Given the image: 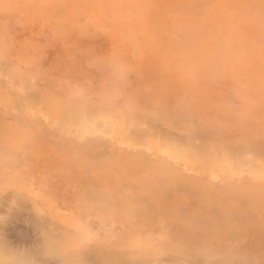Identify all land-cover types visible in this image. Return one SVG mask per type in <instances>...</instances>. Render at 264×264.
<instances>
[{
    "label": "rangeland",
    "instance_id": "1",
    "mask_svg": "<svg viewBox=\"0 0 264 264\" xmlns=\"http://www.w3.org/2000/svg\"><path fill=\"white\" fill-rule=\"evenodd\" d=\"M263 5L0 0V153L19 156L0 167V239L13 251L0 264L31 251L32 264H264ZM87 107L106 118L73 120ZM165 139L175 145L163 152ZM175 180L201 189L178 196ZM89 189L115 194L120 208L101 212ZM137 198L152 203L136 206L149 220L126 213ZM185 207L205 223L178 218Z\"/></svg>",
    "mask_w": 264,
    "mask_h": 264
},
{
    "label": "bare ground",
    "instance_id": "2",
    "mask_svg": "<svg viewBox=\"0 0 264 264\" xmlns=\"http://www.w3.org/2000/svg\"><path fill=\"white\" fill-rule=\"evenodd\" d=\"M124 1H125V0H124ZM263 6H264V5H263ZM262 9H264V8H262ZM201 10H202V9H201ZM203 12H204V11H203ZM202 16H203V15H202ZM205 16H206V15H205ZM206 19H207V18H206ZM225 19H226V18H225ZM227 19H228V18H227ZM197 21H198V20H197ZM220 27H221V26H220ZM260 27H261V26H260ZM188 31H189V29H188ZM173 36H174V35H173ZM256 36H257V35H256ZM186 38H188V37H186ZM249 38H250V37H249ZM232 40H233V39H232ZM259 40H260V39H259ZM262 41H263V40H262ZM181 44H182V43H181ZM183 46H184V45H183ZM245 46L247 47V45H245ZM190 47H191V46H190ZM161 48H162V47H161ZM162 49H163V48H162ZM163 50H164V49H163ZM222 51H223V50H222ZM232 59H233V58H232ZM234 61H235V60H234ZM2 72H3V71H2ZM0 79H2V78H0ZM28 81H30V80H28ZM31 81H32V80H31ZM31 83H34V82H31ZM28 86H29V85L27 84V88H28ZM15 87H16V86H15ZM25 87H26V85H25ZM35 88H36V87H35ZM12 89H13V88H12ZM29 89H30V88H29ZM29 89H28V90H29ZM36 89H37V88H36ZM28 90H27V93H28ZM30 90H31V89H30ZM23 91H24V90H23ZM25 92H26V89H25ZM35 92H36V91H35ZM37 92H38V91H37ZM54 92H55V91H54ZM54 92H53V93H54ZM27 93H26V94H27ZM39 93H41V92H38V94H39ZM56 93H57V92H56ZM35 95H36V96H35ZM35 95H33L32 98H34V100H35V99H39V98L37 97L38 95H37V94H35ZM13 96H14V95H13ZM13 96H12V97H13ZM24 96H25V95H24ZM24 96H23V97H24ZM48 96H49V95H48ZM60 96H61V95H60ZM60 96H57L58 98H56V100L58 99L57 102H58L59 104H58L57 106H59V107H60V106H63V104H65L66 101H67L66 99H64V98H62V97H60ZM35 97H37V98H35ZM51 97H52V93H51V95H50V97H49L48 99L51 100V99H52ZM54 97H55V95L53 96V98H54ZM30 98H31V97H30ZM50 98H51V99H50ZM11 100H12V99H11ZM18 100H19V99H18ZM25 100H26V99H25ZM56 100H55V101H56ZM65 100H66V101H65ZM12 101H13V100H12ZM12 101H11V102H12ZM22 101H23V100H22ZM35 101H36V100H35ZM37 101H38V100H37ZM18 102H19V101H18ZM49 102H50V101H49ZM68 102H69V101H67V103H68ZM24 103H25V102H24ZM37 103H38V102H37ZM39 103H40V102H39ZM30 104H31V103H30ZM81 104H82V103H81ZM55 105H56V103H55ZM55 105H54V106H55ZM30 106H31V105H30ZM57 106H55V108H56ZM75 106H77V105H75ZM82 106H83V105H82ZM89 106H90V105H89ZM25 107H26V105H25ZM33 107H34V106H33ZM33 107H32V108H33ZM42 107H43V106H42ZM44 107L46 108L45 104H44ZM73 107H74V106H73ZM30 108H31V107H30ZM63 108H64V107H63ZM78 108H79V107H78ZM87 108H88V107H87ZM87 108H84V110H87ZM52 109H53V108H52ZM66 109H67V108H65V110H63V112H62V111H61V112L64 114V111H65V112H66L65 114H68V112H70V109H71V108H69L68 111H67ZM104 109H105V108H104ZM76 110H77V109H76ZM76 110H75V112H76L75 114H76V115L74 114L75 116H73V114H69V115L73 116L72 118L78 116L79 113L84 114V115H85V118H87L86 115L92 113V114H90V116H93L94 118H93V117H92V118H93V120H94V119H95V115L98 116V115L101 114L100 112H99V114L96 113L97 111L95 112V110L92 111V112H89V110H91L90 108H88V112H89V113H88L87 111H86V112L82 111V110H83L82 108H81V111H82V112H80V110H79V111H76ZM57 112H58V110H57ZM59 112H60V111H59ZM59 112H58V113H59ZM78 112H79V113H78ZM83 112H84V113H83ZM72 113H73V111H72ZM85 113H87V114H85ZM94 113H96V114H94ZM54 115H55V114H54ZM57 115H61V114H57ZM79 115H80V114H79ZM80 116H81V115H80ZM88 116H89V115H88ZM101 116H102V118H104V119L106 118L105 115L103 116V115L101 114L100 117H101ZM130 116H131V115H130ZM54 117H55V116H54ZM60 117H61V116H59V119H60ZM65 117H66V115H65ZM135 117H138V116L135 115ZM19 118H20V117H19ZM67 118H68V117H67ZM83 118H84V117H83ZM59 119H57V121H58ZM75 119H76V121H77V117L74 118L73 120H75ZM104 119H103V121H104ZM18 120H19V119H18ZM20 120H21V119H20ZM97 120H98V119H97ZM111 120H113V119H111ZM115 120H116V118H115ZM103 121H102V122H103ZM106 121H107V120H106ZM59 122L62 123L61 120H59ZM83 122H84V120H83ZM95 122H96V121H95ZM95 122H94V123H95ZM124 122H125V121H124ZM129 122H130V121H129ZM57 123H58V122H57ZM86 123H88V121H87ZM92 123H93V122H92ZM98 123H99V122H98ZM110 123H111V122H110ZM136 123H137V122H136ZM140 123H141V122H140ZM17 124H18V123H17ZM31 124H32V123H30V125H31ZM33 124H34V123H33ZM89 124H90V123H89ZM118 124H119V123H118ZM130 124H131V123H130ZM132 124H134V123H132ZM0 125H2V124H0ZM25 125H26V124H25ZM77 125H78V124H77ZM83 125H84V124H83ZM86 125H87V124H86ZM94 125H96V124H94ZM120 125H121V124H119V127H120ZM123 125H128V123L125 122ZM141 125H142V124H141ZM56 126H58V125L56 124ZM60 126H61V125H60ZM81 126H82V125H81ZM128 126H129V125H128ZM61 127H62V126H61ZM70 127L72 128V126H70ZM123 127H124V126H123ZM126 127H127V126H126ZM126 127H125V128H126ZM18 128H19V127H18ZM29 128H30V127H29ZM109 128H110V127H109ZM109 128H108V129H109ZM127 128H128V127H127ZM142 128H143V127H142ZM145 128H146V126H145ZM59 129H60V128H59ZM88 129H89V128H88ZM146 129H147V128H146ZM89 130H90V129H89ZM94 130H95V129H94ZM105 131H106V130H105ZM139 131H140V129H139ZM155 131H156V130H155ZM0 132H1V130H0ZM83 132H85V131H83ZM108 132H109V131H108ZM108 132H107V133H108ZM127 132H128V131H127ZM135 133H137V132H135ZM140 133H141V132H140ZM18 135L20 136V134H18ZM150 135H151V134H150ZM150 135H149V136H150ZM9 136H10V135H9ZM9 136H8V137H9ZM14 136H15V135H14ZM111 136H112V135H111ZM126 136H127V135H126ZM146 136H147V135H146ZM27 137H28V136H27ZM11 138H12V137H11ZM17 138H18V137H17ZM23 138H24V137H23ZM28 138H29V137H28ZM189 138H190V137H189ZM20 139H21V137H20ZM122 139H123V137H122ZM166 139H168V138H166ZM166 139L163 140V142H164V141H167V142H165L164 145L161 144L162 147H165L166 149H162V148H161L160 151L165 152V150H170V149H171V148H170V149H167L168 146L172 147V145H170V144H174V145H175V143L172 142V140L168 141L169 139H168V140H166ZM186 139H187V138H186ZM194 139H195V138H194ZM24 140H25V141H31V140H28V139L26 140L25 138H24ZM152 140H153V139H152ZM161 140H162V139H161ZM191 140H192V139H191ZM134 141H135V140H134ZM141 141H142V140H141ZM141 141H139V143H140ZM153 141H154V140H153ZM155 141H156V140H155ZM156 142H159V140L156 141ZM156 142H155V143H156ZM160 142H161V141H160ZM160 142H159V143H160ZM168 142H169V143H168ZM171 142H172V143H171ZM186 142H188V141H186ZM186 142H185V144H186ZM99 143H100V142H99ZM128 143H132V142L130 141V142H128ZM135 143H136V142H135ZM159 143H158V144H159ZM181 143H182V142H181ZM181 143H180V144H181ZM18 144H19V143H18ZM33 144H34V143H33ZM126 144H127V143H126ZM166 144H167V145H166ZM180 144H179V145H180ZM22 145H23V143H22ZM26 145H27V144L25 143V146H26ZM64 145H65V144H64ZM133 145L135 146V144H133ZM139 145H140V144H139ZM139 145H136V147H138ZM141 145H142V143H141ZM176 145H177V144H176ZM181 145H182V144H181ZM188 145H189V144H188ZM188 145H187V146H188ZM23 146H24V145H23ZM30 146H31V145H30ZM33 146H34V145H33ZM78 146H79V145H78ZM87 146H88V145H87ZM142 146H143V145H142ZM166 146H167V147H166ZM192 146H193V145H192ZM20 147H21V146H20ZM26 147H28V146H26ZM62 147H64V146H62ZM90 147H91V146H90ZM95 147H96V146H95ZM130 147H131V146H130ZM145 147H147V145H146ZM173 147H174V146H173ZM190 147H191V146H190ZM0 148H1V147H0ZM28 148H29V147H28ZM139 148H140V146H139ZM143 148H144V147H143ZM194 148H195V147H194ZM198 148H200V147H198ZM198 148H197V149H198ZM133 149H134V148H133ZM181 149H182V147H181ZM188 149H189V147H188ZM202 149H203V147H202ZM0 150H2V148H1ZM6 150L9 151V152H6V153H7L6 155H9V153H10V155H14V157H15V156L17 155V153H18V152L16 151L17 153L14 154L15 151H14L11 147L5 149V151H6ZM139 150H140V149H139ZM172 150H173V148H172ZM184 150H185V147H184ZM195 150H196V149H195ZM200 150H201V149H200ZM5 151H4V152H5ZM84 151H85V149H84ZM128 151H129V150H128ZM180 151H181V150H180ZM187 151H188V152H189V151L191 152L192 150H187ZM4 152H3V153H4ZM133 152H135V151L133 150ZM175 152H177V151H175ZM188 152H187V153H188ZM192 152H193V151H192ZM195 152H197V151H195ZM195 152H194V154H195ZM204 152H205V151H204ZM3 153H0V154L3 155ZM179 153H180V152H179ZM184 153H185V152H184ZM200 153H201V152H200ZM224 153H225V152H224ZM245 153H246V152H245ZM99 154H100V153H99ZM125 154H126V153H125ZM138 154H140V153L138 152L137 155H138ZM177 154H178V153H177ZM190 154H191V153H190ZM190 154H189V155H190ZM194 154H193V155H194ZM219 154H220V153H219ZM247 154H248V153H247ZM28 155H29V154H27V157H28ZM135 155H136V154H135ZM135 155H134V156H135ZM166 155H167V154H166ZM178 155H179V154H178ZM178 155H177V156H178ZM198 155H199V153H198L196 156H198ZM200 155H203V151H202V154H200ZM17 156H18V155H17ZM17 156H16V158L13 159V160H9L8 158H7V159H3L2 157H0V167H1V168H4V166L6 167V165H8V167H9V166H11L12 164L14 165V163H15V165H14L13 167H15V166H16V161H18V160H17ZM98 156H99V155H98ZM100 156H101V154H100ZM100 156H99V157H100ZM175 156H176V155H175ZM175 156H173V157H175ZM177 156H176V157H177ZM184 156H185V155H184ZM216 156H217V155H216ZM221 156H222V155H221ZM14 157L12 156V158H14ZM18 157H19V156H18ZM29 157H30V156H29ZM93 157H94V156H93ZM173 157H172V158H173ZM185 157H186V156H185ZM185 157H184V158H185ZM187 157H188V156H187ZM218 157H219V156H218ZM244 157H245V156H244ZM246 157H247V156H246ZM248 157H249V156H248ZM250 157H251V156H250ZM106 158H107V157H106ZM110 158H111V157H110ZM184 158H183V159H184ZM190 158H191V157H190ZM205 158H206V157H204V159H205ZM220 158H222V157H220ZM241 158H242V157H241ZM24 159H26V157H25ZM89 159H90V158H89ZM174 159H176V158H174ZM201 159H202V158H201ZM227 159H229V158L227 157ZM93 160H94V159H93ZM205 160H206V159H205ZM219 160H220V159H219ZM248 160H249V159H248ZM248 160H247V161H248ZM256 160H258V159H256ZM9 161H11V162H9ZM71 161H73V160H71ZM162 161H163V160H162ZM162 161H161V162H162ZM197 161H201V160H196L195 162H197ZM77 162H78V161H77ZM81 162H82V161H81ZM144 162H145V161H144ZM144 162H142L143 165H144ZM146 162H147V160H146ZM156 162H157V161H156ZM163 162H164V161H163ZM163 162H162V163H163ZM165 162H166V161H165ZM214 162H215V161H214ZM226 162H227V161H226ZM240 162H241V161H240ZM240 162H239V163H240ZM2 163H4V166H3ZM17 163H18V162H17ZM73 163H74V162H73ZM83 163H84V162H83ZM90 163H91V162H90ZM96 163H97V162H96ZM147 163H149V161H148ZM162 163H161V164H162ZM182 163H183V162H182ZM193 163H194V161H193ZM233 163H234V162H233ZM245 163H246V161H245ZM245 163H244V165H245ZM254 163H255V162H254ZM260 163H261V162H260ZM262 163H263V162H262ZM10 164H11V165H10ZM85 164H86V163H85ZM85 164H84V165H85ZM108 164H109V163H108ZM163 164L165 165V167H169V165L166 166L167 163H163ZM163 164H162V165H163ZM219 164H220V163H219ZM228 164H229V163H228ZM242 164H243V162H242ZM246 164H247V163H246ZM252 164H253V163H252ZM17 165H18V164H17ZM19 165H20V162H19ZM19 165H18V166H19ZM140 165H141V164H140ZM148 165H149V164H148ZM238 165H240V164H238ZM257 165H258V164H257ZM259 165H260V164H259ZM263 165H264V164H263ZM108 166H109V165H108ZM111 166H112V165H111ZM136 166H137V165H136ZM136 166H135V167H136ZM138 166H139V165H138ZM252 166H253V165H252ZM11 167H12V166H11ZM141 167H142V166H141ZM146 167H147V165H146ZM160 167H161V165H160ZM215 167H216V166H215ZM234 167H235V166H234ZM249 167H250V166H249ZM136 168H137V167H136ZM142 168H143V167H142ZM149 168H150V167H149ZM151 168H152V167H151ZM161 168H163V166H162ZM192 168H194V167H192ZM197 168H198V167H197ZM200 168H201V167H200ZM166 169L169 170V168H166ZM190 169H191V168H190ZM214 169H215V168H214ZM231 169H232V168H231ZM250 169H251V168H250ZM70 170H71V169H70ZM70 170H69V171H70ZM85 170H87V169H85ZM254 170H255V169H254ZM170 171H171V170H170ZM200 171H201V170H200ZM219 171H220V170H219ZM221 171H223V170H221ZM232 171H233V170H232ZM71 172H72V171H71ZM168 172H169V171H168ZM201 172H202V171H201ZM249 172H251V171H249ZM62 173H63V172H62ZM158 173H159V172H158ZM162 173H164V172H162ZM170 173H171V172H170ZM182 173H183V172H182ZM218 173H219V172H218ZM260 173H261V172H260ZM65 174H67V173H65ZM65 174H64V175H65ZM261 174H262V173H261ZM61 175H62V174H61ZM159 175H161V174L159 173ZM163 175H165V174H163ZM170 175H173V173H171ZM255 175H256V174H255ZM257 175H258V174H257ZM257 175H256V176H257ZM168 176H169V175H168ZM105 178H106V177H105ZM107 178H108V176H107ZM110 178H111V179H109V180L111 181V180H112V177H110ZM164 178H165V176H164L163 179H161V180H165ZM154 179L159 180V178H156V177H155ZM167 179H170V178H166V180H167ZM176 180H177V179H176ZM176 180H175V181H176ZM112 181H113V180H112ZM124 181H125V180H124ZM175 181H174L175 185L173 184V186L175 187V190H176V188H177V190L179 191V192H178V193H179L178 196H180V190H181V188H182V190H183L184 196H187V197H189V196H188V195H185V194H190V195H191V193L193 194L192 191H196V190H197L196 192L200 191V190H199V188H200L199 186H200V185L198 186V188L195 187V186H196V182H194V181H191V180H190V182H189V183L192 182V184H194V187H191V186H193V185H191V184H190V185L186 184V185L183 186V185L181 184L182 182L180 183L179 180H178L179 182H177V181L175 182ZM162 182H164V181H162ZM126 183H127V182H126ZM184 183H185V182H184ZM184 183H183V184H184ZM131 184H134L133 186H135V183H132V182H129V184H127V185H125V186H130ZM136 184H137V182H136ZM176 184H178V185L180 184V185L178 186V185H176ZM123 185H124V184H123ZM181 185H182L183 187H182ZM89 186H90V185H89ZM133 186L131 185L130 188H131V187L133 188ZM173 186H170V185H169V189H168L167 187H165V188L163 187L162 189H165V192H166L165 194L168 195L167 192H168V191H169V192H170V191L172 192L171 189H173ZM176 186H178V187H176ZM189 186H190V188H195V189L191 191V190H189ZM92 187H93V186H92ZM135 187L140 188V187L138 186V184H137ZM150 187H151V186H150ZM186 187H188V188H186ZM185 188H186V191L184 192ZM91 189H94V187L91 188ZM91 189H89L88 191L86 190L87 193H86V195L84 194L85 196H84V195H83V196L85 197V199H86L87 201H89L90 203H92L93 205H95L94 207L98 208V210H100L101 212H103V213H109L110 211H112V210H114V209H116V208H120L121 205H117V203L120 204V202H119L118 199H115V198H117V197L115 196V194L111 196L110 193H108L109 191H106L107 193H106V192H103V191H99V192H103V193H99V192L97 193L96 190H95V192H94V190H93V191H90ZM133 189H134V188H133ZM135 189H136V188H135ZM146 189H147V188H146ZM149 189H151V188H148L147 190H149ZM179 189H180V190H179ZM200 189H201V188H200ZM152 190H153V189H152ZM166 190H167V191H166ZM182 190H181V191H182ZM153 191H154V190H153ZM173 191H174V189H173ZM188 191H189V192H188ZM190 191H191V192H190ZM171 192H170V193H171ZM161 193H162V191H161ZM171 194H172V196H175V195H173V193H171ZM17 195H19V194H17ZM162 195H164V194H162ZM167 195H164V196L167 197ZM169 195H170V194H169ZM169 195H168V196H169ZM176 195H177V194H176ZM20 196H21V197H24V196H22L21 194H20ZM114 196H115V197H114ZM178 196H177V197H178ZM191 196H192V195H191ZM194 196H195V195H194ZM113 197H114V198H113ZM140 197H141V196H140ZM146 197H147V196H146ZM146 197L144 196V197H142V198L145 199ZM206 197H207V196H206ZM191 198H192V197H191ZM20 199H21V198H20ZM22 199H23V198H22ZM25 199H26V196H25ZM133 199L136 200L135 198H133ZM143 199H142L141 201L138 202L139 199L137 198V201H135L134 203H133V201H134V200H133V201L131 202V204H129L130 207L127 206V207H128V212L126 211V213L128 214V213L130 212V214L133 215V216H134V214H135V215L138 214L137 216H140V215L142 214V216H144L146 219L148 218V220H149V217H148L149 215H148L147 213L144 214L143 212H145V211L142 212L143 208H137V207H136L138 204H141V203L144 204V201H145V200H143ZM146 199H149V197L146 198ZM162 199L165 200V198H163V196H162ZM211 199H212V198H211ZM242 199H244V198H242ZM242 199H241V200H242ZM82 200H83V199H82ZM129 200H130V199H129ZM204 200H207V199H204ZM146 201H147V200H146ZM146 201H145V203L149 205V203L146 202ZM242 201H243V200H242ZM244 201H245V200H244ZM244 201H243V202H244ZM246 201H247V199H246ZM239 202H240V201H239ZM122 203H123V200H122ZM153 203H154V202H153ZM33 204H34V203H33ZM206 204H207V203H206ZM241 204H242V202H241ZM148 205H145V208H146L147 210H151V209L153 208L152 206H150V205H152V203H151L149 206H148ZM202 205H205V204L202 203ZM207 205H208V204H207ZM253 205H254V204H253ZM32 206H33V205H32ZM123 206H124V205H123ZM153 206H154V204H153ZM125 207H126V206H125ZM140 207H141V206H140ZM147 207H148V208H147ZM155 207H156V206H155ZM206 207H207V206H206ZM206 207H205V208H206ZM244 207H245V206H244ZM185 208H186V207H185ZM185 208L178 209V213H177V214H178V218H180V219H181V218H183V219H184V218L187 219V216H188V219H187V220H189V221H190L191 223H193V224L197 222L198 225H200L201 222L204 221V220H203V219H204L203 216H202V218H201L199 215H197V216L194 217V218L191 217V215L193 214V212H195V210H193V207H192V209H187V208L185 209ZM205 208H203V206H202V207H201V210H202V209H205ZM260 208H261V207H260ZM125 209H126V208H125ZM211 209H212V208H210V210H211ZM33 210H34V211H33L34 213H36V211L38 210L37 207H35V204H34V206H33ZM126 210H127V209H126ZM154 210H156V209H153V212H154ZM210 210H209V212H211ZM212 210H213V209H212ZM258 210H260V209H258ZM205 211L207 212V214L209 213L207 208H206ZM123 212H124V211H123ZM201 212H202V211H201ZM140 213H141V214H140ZM260 213H261V212H260ZM143 214H144V215H143ZM149 214H150V213H149ZM184 214H185V215H184ZM195 214H196V213H195ZM145 215H147V216H145ZM192 216H193V215H192ZM236 216H237V215H236ZM234 217H235V216H234ZM234 217H233V218H234ZM191 218H192V219H191ZM229 218H230V217H229ZM231 218H232V217H231ZM233 218H232V219H233ZM146 219H145V220H146ZM232 219H230V220H232ZM41 220H43V221H42V224H45V223H46V220H45L44 218L41 219ZM193 220H195V221H193ZM192 221H193V222H192ZM44 222H45V223H44ZM199 222H200V224H199ZM204 223H205V222H203L201 225H203ZM41 226H43V225H41ZM1 227H2V226H1ZM51 229H53V228H51ZM48 234L50 235L49 232H48ZM48 234H45V235L47 236V237H45L46 240H44V239L42 240V239H41V241H43V242H44V245L46 246V248H47L50 252H52V253H51L52 255L57 254L56 256H59L58 254L61 253V252H60V249L58 248L59 246L57 247L55 244L52 243V239H49L50 236H49V238H48ZM55 236H56V235H55ZM2 237H3V236H2ZM52 237L54 238V236H52ZM58 237H59V236H58ZM26 240H28V239H26ZM39 242H40V241H39ZM39 244H40V243H39ZM39 244H38V245H39ZM42 244H43V243H42ZM42 244H40V245H42ZM36 245H37V244H36ZM38 245H37V246H38ZM10 246H11V245H9V248H8V246H7L6 242L4 241V239H3V238L0 239V258H3V261H4V259L7 258V257H6L7 255L5 256V253H9V255H10V253H11V250H12V249H10ZM15 246H16V245H15ZM31 247H32V246H31ZM35 247H36V246H35ZM40 247H41V246H40ZM41 248H42V247H41ZM43 248H44V247H43ZM17 249H18V248H17ZM19 249L21 250V252H23L21 248H19ZM19 249H18V250H19ZM25 249H26V248H25ZM25 249H23V250H25ZM14 250H16V249L14 248ZM28 250H29V249H28ZM28 250L26 249V251H28ZM30 250H31V249H30ZM33 251H34V249H33ZM16 252H17V254H18V251H17V250H16ZM53 252H54L55 254H53ZM12 253H13V251H12ZM12 253H11V254H12ZM14 253H15V251H14ZM27 253H28V252H27ZM27 253L25 252V253H23V254H27ZM29 253H30V252H29ZM29 253H28V254H29ZM31 253H32V251H31ZM31 253H30V254H31ZM15 254H16V253H15ZM20 254H21V253H20ZM20 254H19L18 256H20ZM23 254H21V256H23V257H18V256H16V257H12L13 255H11V258H10L9 264H25V262H26V264H27L28 262H30L29 264H32L31 260H33L34 258L32 259L29 255H28V257H25V258H24L25 255H23ZM52 255H51V256H52ZM60 255H61V254H60ZM105 256H106V255H105ZM17 257H18V258H17ZM29 257H30V258H29ZM33 257H34V256H33ZM53 258H54V257H53ZM8 259H9V256H8V258H7L6 260H8ZM54 259H55V258H54ZM58 259H60V258H58ZM62 259H64V258H62ZM65 259H66V258H65ZM1 260H2V259H1ZM6 260H5V261H6ZM52 260H53V259H52ZM33 261H34V260H33ZM62 261H63V260H61V262H62ZM64 261H65V260H64ZM64 261H63V262H64ZM67 261H68V260H67ZM1 262H2V261H1ZM45 262H46V261H45ZM68 262H70V261H68ZM107 262H108V264H119V263H118L119 261H117V259H115L114 257H111V256H109V257L107 258ZM3 263H4V262H3ZM3 263H2V264H3ZM6 263H7V262H6ZM51 263H52V262H51ZM35 264H36V262H35ZM39 264H40V263H39ZM46 264H49V262H46Z\"/></svg>",
    "mask_w": 264,
    "mask_h": 264
},
{
    "label": "crops",
    "instance_id": "3",
    "mask_svg": "<svg viewBox=\"0 0 264 264\" xmlns=\"http://www.w3.org/2000/svg\"><path fill=\"white\" fill-rule=\"evenodd\" d=\"M129 199V198H128Z\"/></svg>",
    "mask_w": 264,
    "mask_h": 264
}]
</instances>
